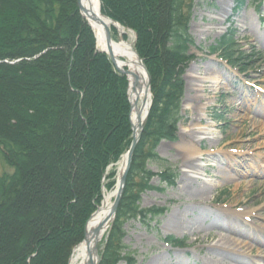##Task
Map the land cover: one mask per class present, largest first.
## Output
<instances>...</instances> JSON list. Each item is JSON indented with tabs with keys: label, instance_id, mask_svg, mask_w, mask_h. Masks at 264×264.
I'll return each mask as SVG.
<instances>
[{
	"label": "trees",
	"instance_id": "1",
	"mask_svg": "<svg viewBox=\"0 0 264 264\" xmlns=\"http://www.w3.org/2000/svg\"><path fill=\"white\" fill-rule=\"evenodd\" d=\"M77 2L0 0V264H68L104 187L115 188L116 171L106 176L107 169L131 143L126 77L97 51ZM99 2L103 16L134 32L133 49L150 77L152 105L100 263L131 264L121 246L123 222L155 219L165 210L140 209L139 203L142 193L157 189L148 164L163 162L155 150L161 141L175 139L181 119L195 0ZM236 4L241 8L245 0ZM234 37L227 32L210 52L244 71L250 60L242 61L249 56ZM159 178L170 185L169 169ZM18 222L28 229L11 247L6 237ZM165 242L184 245L174 237Z\"/></svg>",
	"mask_w": 264,
	"mask_h": 264
},
{
	"label": "rangeland",
	"instance_id": "2",
	"mask_svg": "<svg viewBox=\"0 0 264 264\" xmlns=\"http://www.w3.org/2000/svg\"><path fill=\"white\" fill-rule=\"evenodd\" d=\"M236 1L230 0L228 7L227 0H195L193 3L189 35L194 46L188 51L193 58L182 77L184 92L178 114L181 119L175 139L161 141L155 150L163 162L148 164L154 174L151 185L157 189L142 193L139 203L140 209L165 210L155 219L138 217L123 222L121 246L125 248L124 254L131 258V264H177V259L179 264L208 263V247L218 240L217 233L227 235L236 244L229 250L221 243L225 251L242 257L247 264H264V0H245L241 8ZM124 31L125 41L134 47V32ZM229 31L235 32L234 38L243 56H249L242 61L250 60L247 66H242L244 71L230 67L217 53L210 52L215 42ZM111 34L115 41L121 39L115 28ZM189 72L199 76L212 74L219 83L216 88L209 85L205 94V100L210 102L206 112L211 121L209 138L197 143L196 136L189 134L200 150V162H192L193 170L200 173V180L191 178V188H186L181 182L188 169L185 168L187 155L178 147L183 141L181 129L194 123V114L184 107L194 95L187 89ZM117 163L107 169L106 176L116 171ZM164 169L171 173L170 185L159 178ZM200 188L203 193L197 190ZM111 191L113 189L108 191L104 187L103 192ZM177 214H183V220L191 229L184 232L167 229L168 221ZM113 223L114 218L99 244L98 264ZM13 224L6 237L11 247L24 239L28 229L24 222ZM208 232L214 236L209 238ZM168 237L183 241L184 245L170 246L165 242ZM8 251L9 247L6 253ZM118 264L130 263L123 260Z\"/></svg>",
	"mask_w": 264,
	"mask_h": 264
},
{
	"label": "bare ground",
	"instance_id": "3",
	"mask_svg": "<svg viewBox=\"0 0 264 264\" xmlns=\"http://www.w3.org/2000/svg\"><path fill=\"white\" fill-rule=\"evenodd\" d=\"M227 1L228 3L226 7L230 6L231 3L230 0ZM80 3L86 12L84 19L94 33L96 48L100 52H105L109 49L115 60V67L126 72L127 96L131 106L130 122L134 131L133 133L135 137H137L139 135L140 126L145 121L146 114L151 107V95L150 92L147 91V73L130 42L122 39L115 41L111 34V41L109 45L106 43L105 32L107 29L111 32L112 27H115L120 37L123 36L122 34H125V31L119 25H114L111 21L101 15L99 0H81ZM186 78L187 89L191 92L193 91L194 95L189 98V101L184 105V107L194 114V123L181 129L183 141L178 148L183 154L187 155L185 168L188 169L184 172L183 178H185V180L181 182V185L186 188H191V178L194 180H200V173L193 170L194 163L192 162L194 161L199 163L201 156L198 146L194 144L195 139H193V135L196 136L195 138L197 139V143L209 138V134L211 133V121L207 118L206 112L210 102L205 100V94L209 85L213 88L218 86L219 79L217 76L212 74L206 75L203 73L199 76L190 72ZM203 121L205 123H203ZM191 133L193 134V138L189 137V134L191 135ZM188 137L189 139H186ZM126 162L127 155L123 154L116 165L117 180L122 175L126 167ZM116 190L117 187H115L111 192H103L102 204L87 224L84 236L85 240L83 238V241L73 249L69 264H95L100 260L98 249L99 244L102 242V239L112 220L108 221L98 233H96L95 230L109 219ZM197 190H201L199 192L203 193L202 188ZM200 216L202 215H199V217ZM199 217H197V219H199ZM166 226L169 231L172 230L175 232H184L187 229H191V227H189V225L183 220V214L173 216L168 221ZM213 226L220 225L218 223H213ZM222 231L225 230L223 229ZM197 234H200V232H197ZM207 236L211 238L214 235L212 232H208ZM216 237H218V240L213 245L208 247V263L205 264H247L242 257L229 252V250H232L234 246L236 247V244L227 235L217 233ZM221 243H225V246L229 248V250L225 251L222 249L220 246ZM239 247H241V245H239ZM168 263L172 264V262ZM159 264L162 263L160 262ZM177 264H179L178 259Z\"/></svg>",
	"mask_w": 264,
	"mask_h": 264
},
{
	"label": "water",
	"instance_id": "4",
	"mask_svg": "<svg viewBox=\"0 0 264 264\" xmlns=\"http://www.w3.org/2000/svg\"><path fill=\"white\" fill-rule=\"evenodd\" d=\"M80 2H81V0H78L77 5H78V8H79L80 14L82 15V17L85 18L86 12H85V10L82 8ZM103 17H104V16H103ZM105 18L108 19L107 17H105ZM108 20L111 21L114 25H118L117 23L113 22L112 20H110V19H108ZM114 28H115V27H114ZM122 35H123V34H122ZM121 39L124 40V39H123V36L121 37ZM105 41H106V43H107L108 45H109V43H110V41H111V32H110L108 29H107L106 32H105ZM105 54L108 56L109 60L111 61V63H112V64L114 65V67H115V60H114V58H113V56H112L110 50L108 49V51H105ZM138 58H139V57H138ZM139 60H140V62H141V64H142L143 68H144L145 71H146V68H145V66H144V63H143L142 59L139 58ZM115 68H116V67H115ZM116 70H117V72L120 73L121 75L126 76V72H125V71H123V70H119V69H117V68H116ZM146 73H147V71H146ZM147 78H148V82H147V91L150 92V77H149V74H148V73H147ZM130 112H131V106H130ZM148 112H149V111H148ZM148 112H147V114H146V118H147V116H148ZM129 118H130V114H129ZM146 118H145V121H146ZM145 121L143 122V124H141V126H140V131H139V135H138L137 137H135V135H134V133H133V132H134V131H133V128L131 127V129H132V136H131V137H132V141H131L130 147H129L127 153H126V155H127L126 167H125V169H124L122 175L120 176V178H118V180H117V186H116V187H117V190H116V192H115L114 201H113V203H112V208H111V211H110V214H109V219L106 220L104 223H102V224H101V225L95 230L96 233H98L100 230H102L103 226H104L108 221L112 220V219L114 218L115 214H116V211H117L118 205H119V203H120V200H121L122 194H123V192H124L125 182H126V177H127L128 171H129L130 166H131L132 154H133V151H134V149H135V147H136V145H137V143H138V141H139L140 134L142 133V131H143V129H144ZM130 123H131V122H130ZM95 213H96V212H95ZM95 213H94V214H95ZM94 214H93V215H94ZM93 215H92V216H93ZM92 216H91V218H92ZM91 218H90V219H91ZM89 221H90V220H89ZM89 221L87 222V224L89 223ZM87 224H86V227H87ZM86 227H85V231H86ZM84 236H85V232H84ZM84 240H85V237H84ZM98 262H99V261H98ZM98 262H96L95 264H98Z\"/></svg>",
	"mask_w": 264,
	"mask_h": 264
}]
</instances>
